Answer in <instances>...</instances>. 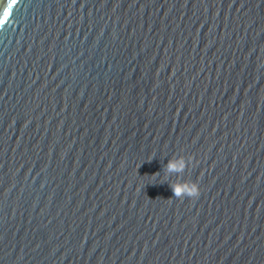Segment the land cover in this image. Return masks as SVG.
I'll list each match as a JSON object with an SVG mask.
<instances>
[{
	"label": "water",
	"instance_id": "95a60500",
	"mask_svg": "<svg viewBox=\"0 0 264 264\" xmlns=\"http://www.w3.org/2000/svg\"><path fill=\"white\" fill-rule=\"evenodd\" d=\"M0 264H264V0H0Z\"/></svg>",
	"mask_w": 264,
	"mask_h": 264
},
{
	"label": "clouds",
	"instance_id": "9594fccd",
	"mask_svg": "<svg viewBox=\"0 0 264 264\" xmlns=\"http://www.w3.org/2000/svg\"><path fill=\"white\" fill-rule=\"evenodd\" d=\"M191 163V158L185 159L183 156L169 160L166 165L167 173H183L185 169ZM175 198L183 199L188 198H198L200 195V186L197 182L182 180L179 175H177V182L171 185ZM172 200V199H169Z\"/></svg>",
	"mask_w": 264,
	"mask_h": 264
},
{
	"label": "snow or ice",
	"instance_id": "6c2138e0",
	"mask_svg": "<svg viewBox=\"0 0 264 264\" xmlns=\"http://www.w3.org/2000/svg\"><path fill=\"white\" fill-rule=\"evenodd\" d=\"M16 2V0H13V3H15Z\"/></svg>",
	"mask_w": 264,
	"mask_h": 264
}]
</instances>
